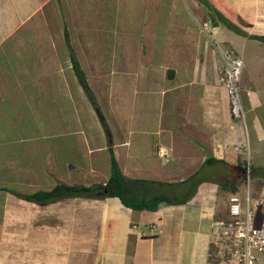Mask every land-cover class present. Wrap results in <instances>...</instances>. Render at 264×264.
Returning a JSON list of instances; mask_svg holds the SVG:
<instances>
[{
    "label": "crops",
    "instance_id": "1",
    "mask_svg": "<svg viewBox=\"0 0 264 264\" xmlns=\"http://www.w3.org/2000/svg\"><path fill=\"white\" fill-rule=\"evenodd\" d=\"M125 1L0 0V42L4 41L0 46L5 44L0 48V86L8 85L9 77L11 85L14 81L21 90L27 86L29 93L23 91L22 98L28 95L43 102L37 103L38 110L49 107L48 100L56 97L52 91L62 89L64 94L69 90L71 99L80 100L82 108L84 92L72 72L68 44L88 86L89 82L71 46L67 21L80 22L76 33L81 38L103 33L108 38L122 37L120 49L125 56L121 68L124 76L129 75L122 82L128 105L122 125L103 121V126L96 120L100 137L88 149L96 153L89 162L69 165L63 161L60 168L49 170L45 161H35L34 152L20 163L19 149L33 151L37 144H24V137L17 139L16 146L0 142V264H211L208 256L214 224L227 213L230 195L241 199L247 165L255 182V196L264 199V42L251 37L264 36V0H188L192 19L189 26L181 24V29L172 18L177 13L173 0L165 13L163 0H127L135 15L121 19L117 14L124 15ZM100 3L106 12L99 10ZM51 4L65 13L61 35L72 80L39 56L44 65H36L34 46V57H27V63L33 61L35 66L28 65L23 76L17 61V73L12 74L11 63L4 59L7 41L12 42L15 32L26 27L31 18L45 20ZM105 20L114 23L111 31L100 26ZM131 20L174 23L168 30L155 25L149 38L144 33L130 42V34L115 23ZM196 22H202V30ZM29 26L19 32V38L33 36ZM165 36L170 38L166 44ZM31 48L16 53L23 56ZM106 49L116 51L113 44ZM223 50L232 51L242 61L238 77L242 118L230 114L226 90L219 80ZM87 51H100V44H90ZM135 52L138 55L132 56ZM121 72L111 65L105 75V93L114 92L118 85L110 76ZM3 89L8 101L18 98L10 89ZM1 139L14 140L3 135ZM110 154L125 177L154 182L147 183L149 190H139L142 197L165 193L174 198L148 210L126 207L114 196H72L39 204L18 195L48 190L57 182L104 183L110 172ZM50 162L56 164L54 159ZM186 194L188 197L179 201ZM83 221L93 230L92 244L85 249L65 248L63 255L61 243L70 242V229L83 226Z\"/></svg>",
    "mask_w": 264,
    "mask_h": 264
},
{
    "label": "rangeland",
    "instance_id": "2",
    "mask_svg": "<svg viewBox=\"0 0 264 264\" xmlns=\"http://www.w3.org/2000/svg\"><path fill=\"white\" fill-rule=\"evenodd\" d=\"M126 5L123 7V2H121L122 10L124 11V15L117 14L118 18H130V15H135L133 10H129L130 4L126 0ZM174 8L176 9L177 13L172 18H175L176 23L180 24L179 28H183L182 25H190V19H192V11L190 8V4L188 0H173ZM165 3L167 5L165 6ZM172 2L170 0H163V12L165 13L167 10V6H169V10L171 8ZM62 7V6H61ZM133 9V7H131ZM99 10L101 12H106L105 7L103 4L100 3ZM132 13V14H131ZM174 14V13H171ZM65 13L60 11L57 4H51L48 7V11L45 14L46 18L34 20V17L29 20L25 25L19 28L18 31L15 32V39L12 42L7 41V47H5V56L4 59L8 64L11 63L10 69L12 74L17 73V61H19V69L23 76H26L23 70L27 72V66L33 65L35 63L33 61H37L36 65L43 66L42 60L49 61L52 68L56 66V69L63 76L67 79L70 78L72 80V72L69 67L68 62V53L67 49L63 43L62 35H61V28L64 24L66 26V21L63 20ZM170 15V11L168 12ZM165 17V15L163 16ZM33 19V20H32ZM134 19V18H132ZM89 24L90 22H86ZM174 22L163 21V22H152V21H119L116 22L115 25H118L120 29H125V31L130 34V42H134L135 38L139 39L140 34H147L149 38V32L151 28H155L157 25V29L163 28L167 29L171 28V25ZM196 26L203 29L202 22L197 24ZM100 26L105 25L106 28L109 27L110 31L114 27V23L110 20L100 21ZM182 24V25H181ZM30 25V26H29ZM29 26V30L32 31L33 36L30 33V36H24L19 38V32L22 33V30H26ZM67 26L69 32L71 33L69 40L71 46L73 47L77 58L81 61V64L86 72V79L89 82V86L91 87L95 98L97 95V111L94 112V107L89 104L85 95L83 94V99L81 101L82 108L80 106V100L71 99V95L69 90L64 94V90L62 89L61 92L59 91H52L56 97L51 100H48L49 107L46 106L43 109L38 110L35 108L37 103L43 104V102H37L30 99L27 95V98H22V92L29 93L25 89L27 86L24 85V90H21V86L10 84V77L8 79V85H4L3 88L10 89L11 93L14 96L18 95L17 99H13L12 101H8L6 98V91L0 86V97H3L1 94H4V99L0 103V137L8 136L13 137L14 140H5L1 139L0 142L4 143V145H18L17 142L18 138L24 137V144L28 143H35L37 146L32 149L33 151L27 148H20L19 149V159L20 163H25L26 157L28 154L33 157L31 152H34L35 161L42 162L45 161L47 164V168L52 170L55 166L56 168H60V164L63 161H67L69 165L72 163H83L89 162L92 158H94L95 154L91 149L92 141H98L99 137L97 131L95 130V124H97V128L99 125L97 123V119L102 124L105 121L109 125H122V114L126 108H128L127 102H125V96L123 91V79H127L129 75L124 76L125 72L123 71L122 61L124 60L125 53H123L120 49V45L122 43V37H115V38H108L107 35H103L101 37H93V38H81L77 35L76 31L80 26L79 21H67ZM196 27V28H197ZM2 29V28H1ZM167 30H163L164 34H167ZM49 33V36H48ZM13 36V35H12ZM12 37H10L11 40ZM169 36L164 37V44L165 41L169 40ZM8 40V39H7ZM112 40V41H111ZM15 41V42H14ZM18 41V42H16ZM1 41L0 43H3ZM100 44V51L98 52H88L87 49L89 45ZM109 43V44H108ZM116 49L115 52H112L108 49L103 50V48H107L108 45H112ZM147 45V44H146ZM5 44L1 45L0 48L4 47ZM32 46L36 48L38 52H36V58L33 61L27 63V57L33 58L34 55L32 54ZM50 46V47H49ZM39 47V48H38ZM31 48L30 53L24 52L23 56L21 54L16 53L17 49H24ZM146 46H143V53L141 55L145 56ZM50 50V52H48ZM77 51V52H76ZM17 54L19 56H17ZM138 54L132 53V56H136ZM150 55V54H148ZM41 57V59L39 57ZM249 56V54H248ZM22 58L21 60L19 58ZM153 59H149L152 61ZM13 63V64H12ZM42 63V65H41ZM242 63V61H241ZM111 65L116 66V70H122L121 74L119 75H111L110 77L113 78L112 82L118 85L115 86L114 92L112 94L105 93L103 91V87H105V75L110 69ZM5 66V65H3ZM242 69V66H241ZM240 69V72H241ZM65 70L67 76L65 74ZM8 72V71H7ZM124 79V80H125ZM33 87V86H32ZM31 87V88H32ZM238 87L239 80H238ZM102 90V91H101ZM101 91V92H100ZM4 92V93H1ZM61 94V95H59ZM60 97V99H59ZM50 99V98H49ZM45 102V101H44ZM239 102H240V88H239ZM46 103V102H45ZM13 105V106H12ZM242 110V107H241ZM99 115L102 116L99 118ZM98 117V118H97ZM96 122V123H95ZM12 130V131H10ZM105 133V130H104ZM107 140V139H105ZM21 142V141H20ZM12 143V144H11ZM44 145V146H43ZM22 146V145H20ZM19 146V147H20ZM30 152V153H29ZM47 155V157H46ZM46 157V158H45ZM25 161H21L24 160ZM56 161V164H52L50 161ZM107 160V159H106ZM21 165V164H20ZM41 165V164H38ZM246 165V164H245ZM22 166H19L21 169ZM246 167V166H245ZM107 169V165L105 166V170ZM250 168L247 167L244 170V180L242 184L241 196L244 198L247 194L249 200L252 204L254 211V222L256 220L261 221L264 218L263 212L256 206V188L255 182L251 179V173L249 170ZM25 171V170H24ZM57 177V176H55ZM241 197L242 201L243 198ZM228 215L225 213L223 216L222 221H227ZM258 222V223H259ZM85 225V221H83V226H79L77 228L70 229V242L63 241L61 245L63 246V255L65 253V248L68 249H75L83 247V249L90 247L89 245L92 244V235L93 230L89 229ZM228 245L223 246L222 244L212 242L211 244V251L208 256L211 264H231V256L228 252ZM256 253V252H254ZM259 256L262 254L257 253Z\"/></svg>",
    "mask_w": 264,
    "mask_h": 264
},
{
    "label": "built area",
    "instance_id": "3",
    "mask_svg": "<svg viewBox=\"0 0 264 264\" xmlns=\"http://www.w3.org/2000/svg\"><path fill=\"white\" fill-rule=\"evenodd\" d=\"M221 56L224 68L219 80L226 90L230 114L234 118H242L238 87L241 60L230 50H223ZM157 153L163 154L160 148L157 149ZM227 202L229 219L225 222H215L213 228L215 243L228 245L231 264H264V218L255 224L254 209L247 193L243 201L232 194ZM255 206L264 214L262 197L256 198ZM257 253L262 254L263 257Z\"/></svg>",
    "mask_w": 264,
    "mask_h": 264
},
{
    "label": "trees",
    "instance_id": "4",
    "mask_svg": "<svg viewBox=\"0 0 264 264\" xmlns=\"http://www.w3.org/2000/svg\"><path fill=\"white\" fill-rule=\"evenodd\" d=\"M64 39L68 40L67 33L64 29L63 31ZM252 38L258 39L264 42V36H251ZM69 61L72 72L78 82V85L82 88L84 95L88 99L89 103L97 108L96 100L94 95L86 83L84 73L82 72L78 61L69 47ZM109 176L104 183H93L90 185H83L79 183L66 184L62 182L55 183L48 190H37L29 194H18L25 200L37 202L39 204H45L48 202H53L55 200L72 197V196H83V197H106L114 196L117 197L124 206L132 209H148L153 210L156 208L159 202L169 203L171 197L165 193H154L149 197H142V193H139V190L143 191L146 188L148 182L146 180H137L129 179L122 175L118 166L110 154V163H109ZM155 184L162 185L160 182H155ZM149 190V189H148ZM188 197V194L183 195L179 201H184Z\"/></svg>",
    "mask_w": 264,
    "mask_h": 264
},
{
    "label": "water",
    "instance_id": "5",
    "mask_svg": "<svg viewBox=\"0 0 264 264\" xmlns=\"http://www.w3.org/2000/svg\"><path fill=\"white\" fill-rule=\"evenodd\" d=\"M95 111H97V109H95ZM99 118H101V122H102V120H103V119H102V116L99 115Z\"/></svg>",
    "mask_w": 264,
    "mask_h": 264
}]
</instances>
